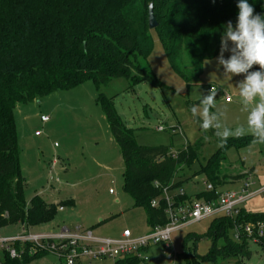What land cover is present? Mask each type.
Returning a JSON list of instances; mask_svg holds the SVG:
<instances>
[{"label":"trees","instance_id":"1","mask_svg":"<svg viewBox=\"0 0 264 264\" xmlns=\"http://www.w3.org/2000/svg\"><path fill=\"white\" fill-rule=\"evenodd\" d=\"M238 0H0V229L21 224L27 229L51 223L59 205L47 204L36 195L26 205L25 181L21 170V151L14 111L20 104L34 102L58 91L74 89L92 81L98 91L110 132L124 160V191L136 207L145 209L149 227L167 223L165 191L174 183L180 166L191 167L204 148L203 140L189 144L174 156L167 146H143L135 130L128 128L115 108L114 98L100 91L114 78H125L132 86L149 82L164 87L150 71L147 61L153 50L149 28V9L153 5L158 31L172 69L188 86L203 72L204 60L219 54L228 21L236 23ZM254 14L264 15V0H248ZM184 52L190 66L184 64ZM252 137L228 139L210 159L201 164V173L213 191L196 197L178 195L177 202L192 199L216 200L217 192L228 184L222 162L230 148ZM218 141V138H217ZM243 175L232 178L239 180ZM158 200L159 206L152 207ZM66 202L60 205H72ZM264 221V214L243 208L235 219H213L203 236H188L183 245V264H201L216 257L249 259L250 240L233 241L234 222ZM213 241L207 256L197 253L198 241ZM194 246L189 247L188 241ZM223 241V246L218 243ZM264 249V241L259 244ZM20 249V246H17ZM12 259L3 251L0 264H30L47 253ZM128 258L116 264H139Z\"/></svg>","mask_w":264,"mask_h":264},{"label":"rangeland","instance_id":"2","mask_svg":"<svg viewBox=\"0 0 264 264\" xmlns=\"http://www.w3.org/2000/svg\"><path fill=\"white\" fill-rule=\"evenodd\" d=\"M150 35L153 50L147 65L164 87H155L149 82L132 86L125 78H114L100 92L108 99L114 98L116 111L126 126L135 130L139 145L167 146L175 156L189 144L203 140L199 159L190 168L185 165L178 168L173 182L181 185L169 193L171 197L180 192L196 197L207 192L208 183L201 173V164L220 147L212 130L200 129L199 118L192 117L190 109L212 89L217 94L212 111L224 113L220 122L233 129L238 124L246 125L247 113L242 110L236 87L244 76L223 78V68L217 67L220 42L219 54L204 60L202 75L188 86L169 64L158 31L153 29ZM227 47L229 51L224 52V59L230 57L234 45L228 42ZM183 57L185 66H190L185 52ZM256 70L259 66L250 71ZM98 95L94 83L89 81L74 89L20 104L14 111L26 205L29 206L36 195H41L48 204L59 205L51 223L32 227L31 232L56 233L65 227H80L93 230L97 237L118 239L126 229L134 235H144L152 229L147 224L145 209L136 207L133 198L124 191V160L102 107L97 103ZM43 116L49 118L48 122H42ZM159 127H164L165 131H158ZM36 132H41L42 137L37 138ZM205 136L209 138L205 140ZM250 142L244 140L239 144ZM224 157L222 173L230 177L222 190L238 189L246 179H251L257 187L264 186V144L233 147ZM237 175L243 177L232 178ZM70 201L72 205H60ZM244 208L252 214H264V194L250 200ZM212 221L208 219L175 232L169 249L165 245L151 248L148 264H183V245L187 237L205 235ZM22 233L23 225H10L0 229V238H15ZM230 238L238 242L234 235ZM187 243L189 247L194 246L193 240ZM212 245L213 241L208 238L199 240L198 255L207 256ZM218 245L222 247L223 241ZM249 251V259L216 257L201 264H264L262 246L250 242ZM2 252L0 250V256ZM172 253L175 255L171 256ZM116 262L101 259L91 264ZM30 264L64 262L48 254Z\"/></svg>","mask_w":264,"mask_h":264},{"label":"built area","instance_id":"3","mask_svg":"<svg viewBox=\"0 0 264 264\" xmlns=\"http://www.w3.org/2000/svg\"><path fill=\"white\" fill-rule=\"evenodd\" d=\"M228 101L230 98L228 97ZM42 122L49 118L43 116ZM158 131H165L159 127ZM35 136H41L36 132ZM207 191H213L211 184ZM170 191H165L163 198L166 200L165 215L167 223L156 226L144 235H134L126 229L120 238H101L93 230L65 227L56 233H34L30 228L23 226V233L15 238H0V250L9 253L12 259H20L24 255L22 249L30 245V254L47 253L64 262V264H91L92 261L101 259H114L122 261L128 258L136 259L140 263L148 264L151 260L149 250L157 245L171 247L172 236L175 232L201 223L208 219L229 217L235 219L241 210L253 198L264 194V186L257 187L251 179H246L241 187L232 190L217 192L216 200L192 199L177 202L180 192L171 197ZM158 200L152 202V207H158ZM233 235L237 241L247 237L251 242L260 244L264 241V221L256 223L234 222ZM20 246V249L17 248ZM175 255L174 253L171 256Z\"/></svg>","mask_w":264,"mask_h":264},{"label":"clouds","instance_id":"4","mask_svg":"<svg viewBox=\"0 0 264 264\" xmlns=\"http://www.w3.org/2000/svg\"><path fill=\"white\" fill-rule=\"evenodd\" d=\"M214 2V0H213ZM238 15L235 25L228 21L221 38V54L217 67L223 68V78L243 75L238 85V95L242 110L247 113L246 125L238 124L234 129L222 124L223 112H213L216 107V92L210 90L202 95L199 104L191 107V116L198 117L197 123L203 132L212 130L218 138V147H225L230 137L240 138L250 135L249 147L264 144V15L254 14L255 9L248 0H238ZM234 45L231 55L224 59L227 45ZM254 66L259 70L250 71ZM209 137L205 136L207 140Z\"/></svg>","mask_w":264,"mask_h":264},{"label":"water","instance_id":"5","mask_svg":"<svg viewBox=\"0 0 264 264\" xmlns=\"http://www.w3.org/2000/svg\"><path fill=\"white\" fill-rule=\"evenodd\" d=\"M158 25L159 24L154 13L153 5H151L149 9V28L150 30H153L156 29Z\"/></svg>","mask_w":264,"mask_h":264},{"label":"crops","instance_id":"6","mask_svg":"<svg viewBox=\"0 0 264 264\" xmlns=\"http://www.w3.org/2000/svg\"><path fill=\"white\" fill-rule=\"evenodd\" d=\"M37 138H40V137H42V135L41 136H36ZM41 196V195H40ZM46 202V201H45ZM47 203V202H46ZM48 204V203H47ZM44 225V224H43ZM43 225H40V226H43ZM46 225V224H45Z\"/></svg>","mask_w":264,"mask_h":264}]
</instances>
